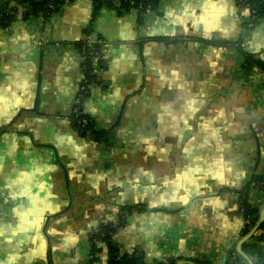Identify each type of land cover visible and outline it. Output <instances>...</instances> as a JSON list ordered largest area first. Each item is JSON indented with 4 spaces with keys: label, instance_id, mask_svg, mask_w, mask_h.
Masks as SVG:
<instances>
[{
    "label": "crops",
    "instance_id": "obj_1",
    "mask_svg": "<svg viewBox=\"0 0 264 264\" xmlns=\"http://www.w3.org/2000/svg\"><path fill=\"white\" fill-rule=\"evenodd\" d=\"M30 13L0 27V264H89L103 227L144 264H257L243 246L264 256V231L242 244L249 261L236 248L241 192L264 178V75L242 69L246 53L264 63V18L248 25L236 0ZM86 34L103 41L82 105L101 142L70 120ZM246 192L259 217L264 192Z\"/></svg>",
    "mask_w": 264,
    "mask_h": 264
},
{
    "label": "trees",
    "instance_id": "obj_2",
    "mask_svg": "<svg viewBox=\"0 0 264 264\" xmlns=\"http://www.w3.org/2000/svg\"><path fill=\"white\" fill-rule=\"evenodd\" d=\"M95 6L96 10H100V0H92ZM252 5L261 13V16L264 18V0H250ZM50 2H54L56 3V11L58 10V8L63 4V0H0V27H6L9 25V23L14 19V15L17 12V5L18 4H26L28 7H30V15L32 16H38V15H42L43 17H46V13L48 11V3ZM108 4H107V9H117L118 12L119 10H129V9H133L136 4L138 2H147L148 4L153 5V11H155L158 3L160 2V0H121V5L119 8H115L113 6V0H107ZM12 3H14L15 5H12ZM144 16H141V18H143ZM82 44L80 43L78 45L79 50L81 49ZM97 64V62L95 63ZM93 66V63L90 62V67ZM252 68H256L258 69L263 75H264V63L260 60L255 58V56L246 53L245 54V59L244 62L242 64V69L247 72ZM86 76V75H85ZM86 117V116H85ZM87 118V117H86ZM88 126L85 129H80V131L86 132V131H92L95 140L98 142L101 141H105L106 137H107V132L104 131H100L98 129L95 128L94 123L88 119ZM73 124H75L74 122H72ZM75 127H78L77 125H75ZM252 183L255 184H260V183H264V178L263 177H254L251 181V183L246 187V189L241 192L240 195V209L243 213V219L244 221L249 219V224L246 225L244 227L243 230V234L246 235L249 233L248 228L249 227H253L255 225V223L257 222L258 219V211L256 209H252L249 204L247 203V192L246 190H250V189H255L252 186ZM101 229L106 230V235L103 237V242H104V246L107 249L108 253L111 254V260L110 263L111 264H144L142 263V257L136 252L131 255V257H127V256H122V257H117L114 255V249L111 245V236H109L107 234V232L109 231L108 227H103ZM259 231H264V224H262L261 228L259 229ZM261 239V238H260ZM244 250L246 251V253L248 255L251 254H256L257 258H258V262L257 264H264V256L263 253L260 249H258L255 246H251L249 247L246 243L244 244ZM248 248V249H247ZM251 249V250H249ZM99 252V250L95 247L92 248V254H95ZM96 259H92L89 264H95ZM154 264H175L174 260H166V261H160ZM227 264H234V262H229Z\"/></svg>",
    "mask_w": 264,
    "mask_h": 264
},
{
    "label": "built area",
    "instance_id": "obj_3",
    "mask_svg": "<svg viewBox=\"0 0 264 264\" xmlns=\"http://www.w3.org/2000/svg\"><path fill=\"white\" fill-rule=\"evenodd\" d=\"M130 1V0H129ZM69 0H63V4H67ZM238 6L242 7L248 12L247 22L248 25L254 24L256 21L262 19L261 13L252 5L250 0H236ZM107 0H100L99 6L101 9H107ZM117 4L118 7L121 5V0H113V5ZM12 5H15L12 3ZM138 12L140 16L148 15L153 12V5L148 4L147 2H138L133 8ZM56 11V3H48V11L46 17L52 15ZM1 18V15H0ZM82 47L79 50L80 63L79 70L82 74V80L80 82L77 95L73 101L71 107V122H74L81 129H85L88 126V120L82 112V105L84 99L89 95L90 91L99 87L97 78H96V60L100 57L101 51L100 46L103 44V41L94 38L91 34H86L84 39L81 42ZM37 46L41 45V42L36 43ZM90 62L93 63V66L90 67ZM86 75V76H85ZM252 186L259 191L264 192V183L255 184L252 183ZM243 215V213H242ZM245 224H249V219L245 220ZM117 228V227H116ZM115 227H108L109 231L107 234L109 236L113 235ZM106 235V230L97 228L94 229L88 236V242L93 248L100 247L104 244L103 237ZM137 254V253H136ZM97 254H90V260L97 258ZM237 259L236 255H232L231 260L234 261ZM111 260V259H110Z\"/></svg>",
    "mask_w": 264,
    "mask_h": 264
},
{
    "label": "water",
    "instance_id": "obj_4",
    "mask_svg": "<svg viewBox=\"0 0 264 264\" xmlns=\"http://www.w3.org/2000/svg\"><path fill=\"white\" fill-rule=\"evenodd\" d=\"M262 224H264V208L260 211L259 217L257 222L255 223V225L253 226V228L251 229V231L240 241V243L238 244L236 251L237 253H239V255L246 259L247 261L248 258L244 255V253L242 252L241 246L244 242H246L247 240H249L254 233H256L257 231H259V229L261 228Z\"/></svg>",
    "mask_w": 264,
    "mask_h": 264
}]
</instances>
